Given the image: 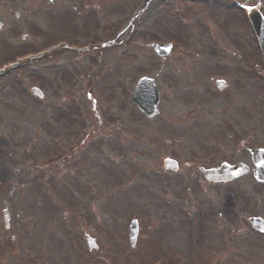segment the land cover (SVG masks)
<instances>
[{"label": "rangeland", "instance_id": "1", "mask_svg": "<svg viewBox=\"0 0 264 264\" xmlns=\"http://www.w3.org/2000/svg\"><path fill=\"white\" fill-rule=\"evenodd\" d=\"M237 1L0 0V62L62 37L91 46L0 75V179L33 207L16 217L22 233L0 264H264V232L247 220L264 217V183H212L197 168L264 146V62L245 9L229 6ZM25 33L23 44L2 38ZM151 41L174 48L162 57ZM145 75L163 94L153 117L131 97ZM50 155L61 158L42 164ZM168 157L178 170L164 168Z\"/></svg>", "mask_w": 264, "mask_h": 264}, {"label": "water", "instance_id": "2", "mask_svg": "<svg viewBox=\"0 0 264 264\" xmlns=\"http://www.w3.org/2000/svg\"><path fill=\"white\" fill-rule=\"evenodd\" d=\"M251 19L253 20V23L255 25V27L260 31H262V29L264 28V20L257 14L256 10L255 9H250V13H249ZM260 35H261V39H262V42H263V45H264V35L260 32ZM153 48H155V50L158 52V53H163V51L161 49H159V47H161L160 45H152ZM135 100L138 102V104L149 114H153L154 112H156V104H157V98H154L152 99V103L149 105V104H146V102L142 99V96L140 95V90L139 88L136 90V93H135ZM251 154H254V151H250ZM263 155V158H264V154ZM258 158V157H257ZM257 164H260L259 162ZM263 164H264V161H263ZM225 174L228 178H234V177H237L239 176L241 173H244L245 170L243 168V166L241 165H237V166H228V168L226 167L225 168ZM254 174H256L255 176L258 178V179H264V168H262V170H255L254 171ZM207 176L209 178H213V179H218L217 177H212L211 175L207 174ZM226 178V177H224ZM255 224L257 228H262L261 226H263L264 224L261 222L259 223L258 220L255 221ZM130 233H131V237L132 239H134L135 237V234H136V230H135V227L132 226L131 229H130Z\"/></svg>", "mask_w": 264, "mask_h": 264}, {"label": "flooded vegetation", "instance_id": "3", "mask_svg": "<svg viewBox=\"0 0 264 264\" xmlns=\"http://www.w3.org/2000/svg\"><path fill=\"white\" fill-rule=\"evenodd\" d=\"M12 8H6L7 11L11 10ZM8 187L11 189L8 190ZM18 186L16 185H9V181H0V215H6V221L0 220V236L3 242H6L8 239L9 230L15 225V216L21 215L22 210L19 205L16 203L18 202L13 201L11 199L13 192L17 191ZM16 226V225H15ZM15 226L13 227L14 230L16 229ZM12 240H15L12 237Z\"/></svg>", "mask_w": 264, "mask_h": 264}]
</instances>
